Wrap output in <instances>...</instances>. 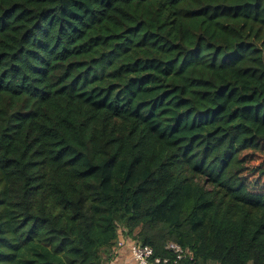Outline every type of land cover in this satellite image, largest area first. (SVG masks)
Masks as SVG:
<instances>
[{"label":"trees","instance_id":"16d2710c","mask_svg":"<svg viewBox=\"0 0 264 264\" xmlns=\"http://www.w3.org/2000/svg\"><path fill=\"white\" fill-rule=\"evenodd\" d=\"M120 237L264 264V0H0V264Z\"/></svg>","mask_w":264,"mask_h":264},{"label":"built area","instance_id":"2783aa9c","mask_svg":"<svg viewBox=\"0 0 264 264\" xmlns=\"http://www.w3.org/2000/svg\"><path fill=\"white\" fill-rule=\"evenodd\" d=\"M166 250L176 257V262L189 256L188 251L176 243H169L166 246ZM131 255L135 264H150L154 257V250L150 246L131 242ZM161 261V259H155V263L157 264L161 263ZM163 262L167 263L168 259H165Z\"/></svg>","mask_w":264,"mask_h":264},{"label":"crops","instance_id":"0c3cea01","mask_svg":"<svg viewBox=\"0 0 264 264\" xmlns=\"http://www.w3.org/2000/svg\"><path fill=\"white\" fill-rule=\"evenodd\" d=\"M120 242L113 252V258L108 264H135L131 255V241L120 237Z\"/></svg>","mask_w":264,"mask_h":264}]
</instances>
